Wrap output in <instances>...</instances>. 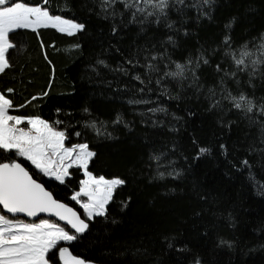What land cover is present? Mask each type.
I'll use <instances>...</instances> for the list:
<instances>
[{
    "label": "trees",
    "instance_id": "trees-1",
    "mask_svg": "<svg viewBox=\"0 0 264 264\" xmlns=\"http://www.w3.org/2000/svg\"><path fill=\"white\" fill-rule=\"evenodd\" d=\"M128 2L49 0L50 14L83 30L10 34L0 74V93L14 90L10 114L60 121L67 146L95 153L89 171L124 181L106 215L60 246L91 264H264V0H168L163 14ZM176 64L183 76H166ZM70 174L34 178L83 217L71 200L83 171Z\"/></svg>",
    "mask_w": 264,
    "mask_h": 264
},
{
    "label": "snow or ice",
    "instance_id": "snow-or-ice-1",
    "mask_svg": "<svg viewBox=\"0 0 264 264\" xmlns=\"http://www.w3.org/2000/svg\"><path fill=\"white\" fill-rule=\"evenodd\" d=\"M116 2L117 0H103V3L109 6ZM122 2L126 8L135 6L128 0ZM145 2L161 14L168 7V0ZM177 2L183 3V0ZM210 2L211 0H204L206 4ZM47 4L49 0H42L36 5L23 0H0V74L11 66L8 53L15 45L10 40V34L14 35L17 30L35 32L40 28L52 27L68 35L83 30L84 25L81 23L50 14L49 8L44 6ZM137 11L143 10L137 8ZM227 42L226 37L225 43ZM248 55L244 52L241 58L235 59L238 67L245 64L243 57ZM204 63L208 61L204 60ZM148 67L156 70L154 65L149 64ZM176 69L175 72H168L165 75L183 76L186 65L176 64ZM135 78L140 79L139 76ZM157 83L160 81L157 80ZM13 91L7 89L5 93H0V161H7L0 162V210L13 217L23 214L31 218L45 213L64 222L65 226L50 219H41L35 223L0 214V264H54L57 252L62 264H91L90 261L74 255L68 247L60 245L62 242L70 243L77 240L78 235L89 228V221L97 216L106 215L107 205L113 199L115 189L124 184V181L119 178L108 179L103 175L97 176L89 171V163L95 153L89 150L86 143L66 147L65 141L69 136L66 131L56 127L60 121L50 123L40 116L24 117L10 114V111L16 108L8 95ZM228 98L233 101L236 109H243L246 113H252L256 107L253 101L243 94L235 97L229 93ZM260 110L264 115V105L260 106ZM91 126L95 127V124ZM208 151L207 148L201 147L199 155ZM13 156L22 157L24 161L30 162L36 171L30 172L23 163L13 159ZM244 163L247 164V161ZM72 168L83 171L84 179L79 181V190L71 196V200L83 209V217L73 207L55 198L43 183L34 178L42 174L65 184L66 178H70L69 170Z\"/></svg>",
    "mask_w": 264,
    "mask_h": 264
},
{
    "label": "water",
    "instance_id": "water-1",
    "mask_svg": "<svg viewBox=\"0 0 264 264\" xmlns=\"http://www.w3.org/2000/svg\"><path fill=\"white\" fill-rule=\"evenodd\" d=\"M71 207V206H70ZM75 209V208H74ZM76 210V209H75ZM77 211V210H76ZM3 212V211H2ZM78 212V211H77ZM79 213V212H78ZM3 214H7V213H5V212H3ZM7 215H9V218H13V219H21V220H25V221H27V222H37V221H39V220H41V219H50V220H53V221H55V222H58V223H60L62 226H65V224H64V222H62V221H58L57 220V218L56 217H52V216H49L48 214H45V213H41V214H39L37 217H27V216H25V215H23V214H18L16 217H13L11 214H7ZM87 231V230H86ZM85 231V232H86ZM84 232V233H85ZM83 233V234H84ZM81 235V234H80Z\"/></svg>",
    "mask_w": 264,
    "mask_h": 264
},
{
    "label": "rangeland",
    "instance_id": "rangeland-1",
    "mask_svg": "<svg viewBox=\"0 0 264 264\" xmlns=\"http://www.w3.org/2000/svg\"><path fill=\"white\" fill-rule=\"evenodd\" d=\"M79 31H77V32H75L74 34H76V33H78ZM24 126H26V125H21V127H24ZM65 146L66 147H70V146H67L66 145V141H65ZM30 163V162H29ZM71 171V169L69 170V172ZM67 179V178H66ZM119 187V186H118ZM116 190V189H115ZM115 192V191H114ZM111 202V201H110ZM109 202V203H110ZM79 206V205H78ZM0 214H3V212H2V210H0ZM25 221V220H24ZM40 221V220H39ZM39 221H37V222H35V223H38ZM25 222H27V221H25ZM55 222V221H54ZM62 226V225H61ZM62 243H65V242H62ZM62 263V262H61Z\"/></svg>",
    "mask_w": 264,
    "mask_h": 264
},
{
    "label": "crops",
    "instance_id": "crops-1",
    "mask_svg": "<svg viewBox=\"0 0 264 264\" xmlns=\"http://www.w3.org/2000/svg\"><path fill=\"white\" fill-rule=\"evenodd\" d=\"M48 28H52V27H48ZM41 29V28H40ZM53 29H55V28H53ZM39 30V29H38ZM55 30H57V29H55ZM58 31V30H57ZM81 31V30H80ZM60 32V31H59ZM62 33V32H61ZM64 34H66V33H64ZM73 35V34H72Z\"/></svg>",
    "mask_w": 264,
    "mask_h": 264
}]
</instances>
